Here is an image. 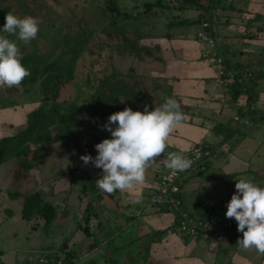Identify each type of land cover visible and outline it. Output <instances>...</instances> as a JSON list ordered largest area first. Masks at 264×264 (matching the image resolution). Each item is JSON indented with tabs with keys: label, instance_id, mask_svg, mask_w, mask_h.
<instances>
[{
	"label": "rangeland",
	"instance_id": "1",
	"mask_svg": "<svg viewBox=\"0 0 264 264\" xmlns=\"http://www.w3.org/2000/svg\"><path fill=\"white\" fill-rule=\"evenodd\" d=\"M42 1V0H41ZM112 0H45L42 2V4H45V7L40 6L41 2H36V0H0V29L1 25L5 24V16L7 13L11 12L14 15L23 18L25 16H32L37 19L38 25H39V33L37 35V38L32 40L30 44L23 46L21 42L17 40L15 36H10V40L15 41L20 50H24V54H28V61L32 62L35 61V64L40 67V76H42L41 81H45L48 83L49 90L46 91L44 88V94L42 96H39V99L41 101V105L39 106L41 111L37 112L36 121H33L34 119L30 118L29 125H34L31 128H27L23 131V134L17 135V137L13 138V140H9L10 142L7 143V149L5 152L3 151V155L1 157V162L4 157L5 161L11 157L17 156L20 159H22L24 164L26 162H29L26 158L27 155L23 151L19 152L17 145V139L20 138L21 144L20 146H23L24 149L30 146V142L32 139L36 140L37 136V143L42 141L43 145V151L42 156L38 153L39 157L37 158L39 165L43 166V170L49 169L53 165V162H55V165H57V175L56 173H53L55 175L54 181L50 182V185H47L43 190L38 191L37 194L32 196H26L24 203L29 204L28 201L32 200L33 203H37V201H40L39 204L34 205L32 208H29L32 213L34 212V209L42 208V205L51 206L53 208L54 213H56V218L49 224H45L44 227L46 229L42 232L40 231V226L42 225L41 219L45 217L42 216V214L38 211L34 212L31 216V221L29 220V229L32 227L36 229L38 232H40V238L37 239L35 237V234H32L31 236L27 234V240L22 236L23 230L20 231V237L18 238V244L19 246L16 248L17 250L21 251L22 248L27 244L29 245L32 237H34L37 241H40L44 244V248L40 251H42L43 258L45 259V254L47 251H51L54 249H58L61 247L66 246V249L70 253H76L79 252L80 249L83 246V241L85 240L83 236L80 235L78 231H75L74 229H66L64 227V220L67 217L68 207H66L69 202H67L64 198H60V187L55 184V180L58 182L59 178H67L72 179L71 177V171L70 167L67 166L68 157H70V151L67 150L68 148L66 146H71L70 150L73 148L76 150H81L84 145H88L87 141H82L76 139L75 136L70 135L65 137V132L71 133L74 132L76 135L79 132V130H75V126H77V122L81 120V117L87 116L89 118L92 114H98L97 112L93 111V108L95 109L94 102H90V100L93 98L98 99L99 103L103 106L102 111H104L107 116H110L111 114L115 113V109L119 108L117 106L119 99V102L122 100V97L125 96V94H130L129 97L131 99V93L134 105H137L135 103H147L146 99H141L140 96V89L142 86L140 84L134 83L136 80V76L141 73L139 72V69L141 67V64H157L161 65V59L157 55V51L159 48H144L141 51V57L138 59H134L127 54H125L123 51L129 52V50H125L121 48V37L122 34H128L129 36L131 32L134 30H137L136 23L137 22H145L147 23L148 27L153 26L156 28V32L161 34L162 36H165L166 34L174 35L175 32L179 31L183 33L184 35L188 36L190 31L192 29L198 30V23L197 17L198 14L196 11H189L186 13L183 18L187 20L186 25H179L178 20L181 17V13L176 10H162L159 7H155L150 12L146 13V11H143V4L147 2H152L155 0H117V4L115 3L116 0H114V3H111ZM86 2V5H92L91 10H95L96 12L92 11V14L89 16L78 14V11L75 12L73 9L74 7L81 6L80 3ZM99 2H102V4H105V10L102 9V12L100 13L99 9L97 10V7H95L93 4H97ZM166 3H169L170 7H175L176 3L174 0H165ZM67 6L72 8L70 10L62 9L61 6ZM112 5L114 11L110 9V6ZM214 8L219 9V16H221V19H223L226 15H228V12L226 11V7L223 3H220L219 5L215 4ZM48 10L47 13H44ZM25 11V12H24ZM43 11V12H42ZM125 13L124 20L122 18V13ZM43 13V14H42ZM133 13V14H132ZM132 16L135 18L134 26L127 25L128 22H130V19H127ZM119 16L116 19L115 22L109 23L107 19ZM218 16V17H219ZM239 17V16H237ZM86 20V21H85ZM237 19H235L236 21ZM87 23H85V22ZM120 21L122 22V25H120ZM169 21H173L175 23L172 24V26H168ZM239 21V20H238ZM106 27L100 28V23L105 24L107 23ZM99 23V24H98ZM130 24V23H129ZM99 25V26H98ZM109 27V29H108ZM191 27V28H190ZM226 28V26H224ZM231 29V28H230ZM227 30V29H226ZM226 30H223L225 32ZM228 34V33H225ZM235 34V32H234ZM234 34H231L230 37H233ZM0 35L8 36L7 33H0ZM179 35V34H178ZM229 36V35H228ZM109 41L110 44H109ZM108 43L107 47L102 46L104 43ZM32 44V45H31ZM58 47H61V52L57 55V52L59 49ZM108 51H107V50ZM106 50V51H105ZM258 50V49H257ZM121 51V52H118ZM22 52V51H21ZM124 54H120V53ZM253 52H247L244 53V55L239 56L235 55V57H228V60L233 63L234 65H237L239 68H245L248 67L254 74L256 78L252 79V89L250 90V94L252 97V102L254 106L256 107V114H258V117L252 119V125H243V123L233 122L232 125H240L239 128L236 131L234 127L228 124L229 121H225V126L228 127L230 130L229 133L231 134V137H227V141L223 142L221 144L222 147L226 146L229 149L233 150V153L235 154V162L236 161L247 163V165L250 168L249 174L246 173L244 176L241 177V179L244 180H250L253 183L259 185L260 187H264V177L261 175V168H264V142H252L250 143V146L253 151H246V140L249 139L250 134L254 135L253 132L257 133L260 132L262 134V138L264 139V101L262 97H264V74L263 70L260 72V68H262V60L258 61L253 57V54H250ZM54 54V55H53ZM100 54V56H98ZM119 55V57H118ZM229 55V54H228ZM56 57V59H54ZM138 62V63H137ZM116 67V69H115ZM134 68V73H131V70ZM156 70L161 71L159 69V66H151L150 68H143V74L142 76L146 75H152L156 76V78H159V74H156L155 72H151L150 70ZM36 70V69H35ZM113 70V73H112ZM150 71V72H148ZM93 72L96 75V77H93ZM147 72V73H146ZM123 73L124 78L120 77ZM34 75V73H31ZM31 74L29 77H31ZM131 75V76H130ZM135 76V77H134ZM52 78V79H50ZM122 78V79H121ZM90 83L87 87L86 85ZM149 85H146V87L149 90H154V87H152V83H155V80L149 79L148 80ZM98 86V87H97ZM23 87H30L29 90L32 89V85L29 84V82L22 84L18 89L23 90ZM97 87V88H96ZM91 88V90H90ZM110 89L112 92H108L107 90ZM4 88H0V97L4 95L2 91ZM51 90V91H50ZM143 90V89H141ZM127 92V93H126ZM37 98V95H35ZM4 100H9L13 103L12 106H15V102L18 101H25L26 99H32L33 95L29 93V95H25L23 93L21 94H15L13 96L10 95H4ZM155 97V95H154ZM246 97V96H245ZM128 98V99H129ZM158 98V97H157ZM157 98L152 99L151 101L158 102ZM247 98V97H246ZM121 99V100H120ZM130 103V108L134 105ZM229 103V102H228ZM243 104V103H242ZM232 108H229L231 111ZM111 110H114L112 112ZM225 110V109H224ZM108 112V113H107ZM254 113V112H253ZM99 115H102V113H99ZM251 112V116H252ZM241 116V115H240ZM84 118H82V121ZM232 120V118H231ZM233 121V120H232ZM71 123L70 128H66L65 125L68 123ZM52 124V126H51ZM73 125V126H72ZM54 128V130H61L62 139L58 140L60 141L58 143L57 139H51L47 138L46 140L43 139V134H46L48 132V129ZM80 128V127H79ZM59 131V130H58ZM54 132V131H53ZM51 132L50 134H52ZM226 133V132H225ZM56 134V133H55ZM22 137H19L21 136ZM40 136V137H39ZM26 138L28 141H25L24 138ZM254 139V138H252ZM55 140V142H53ZM25 142H28L25 145ZM56 143V144H54ZM39 144V143H38ZM62 144V146H61ZM242 144V146L239 147V145ZM60 145V146H59ZM66 145V146H65ZM58 147H61L58 149ZM57 148V149H56ZM56 149V152L54 151ZM218 149L215 148V154ZM13 152V153H11ZM170 152H176L175 150H169ZM166 152V155H168ZM59 154L62 155L63 160L59 158ZM25 158H24V157ZM215 155L208 157L207 160H213V157ZM29 157V156H28ZM51 158V159H50ZM218 160H223L226 158V160H230V158L227 156V153L223 155L218 156ZM19 159V160H20ZM50 159V160H48ZM240 159V160H239ZM233 160V159H231ZM230 160V161H231ZM233 162V161H232ZM4 163V162H3ZM2 163V164H3ZM214 163V161H212ZM242 165V164H241ZM211 167L212 164L210 165ZM243 166V165H242ZM59 168L63 169V172L60 173L58 170ZM3 169H6L3 167ZM73 169V168H72ZM153 171H154V177L153 179L152 175H145V182L148 183V186L143 189L141 196L138 197H130V196H123L121 198L122 202H130V205H133V207H137L140 210H144L147 207L148 200L152 194L153 189H150V187L157 186L158 181L160 179V176L165 174L168 169L165 167L164 164H158L155 163L153 165ZM46 174V173H45ZM75 174H79L77 171H75ZM79 177V176H77ZM199 177V176H198ZM207 177L208 180H212L214 178L217 179V182L221 184L219 188H216L219 190V192L225 191V185L226 183H229V179H221L217 178L213 174V172L210 170L206 175H204L202 178L198 180H205ZM197 181V177L192 180L191 183H189L188 186L184 187L185 191H189L185 194V203L186 207L189 211L195 212V209L198 208L199 200L195 199V192L194 190L190 191L187 190L191 188L192 183L195 184ZM96 186H91L92 191L95 189ZM189 187V188H188ZM58 188V189H57ZM80 188L78 190L79 194ZM209 192L212 194L213 192L210 190H207L206 194L208 196ZM71 193V192H70ZM75 194V192H74ZM72 194V196L74 195ZM85 194H89V192H85ZM198 194V193H197ZM71 196V197H72ZM82 196L85 197L84 194ZM21 198V197H20ZM216 199V198H214ZM198 200V202H196ZM217 201V200H215ZM218 202L220 203V198H218ZM33 205V204H32ZM73 205V206H72ZM201 205V204H200ZM205 204H202L204 206ZM31 207V206H30ZM71 208H75V203L71 204ZM149 210L152 208L148 207ZM186 209V210H187ZM155 210V209H152ZM187 210V211H188ZM42 212V211H41ZM37 214V215H36ZM76 215L78 213L76 212ZM195 215V214H194ZM221 215H225L224 212H221ZM197 217H201L200 215H195ZM212 216V215H210ZM58 217V218H57ZM77 217V216H76ZM157 219L154 220L153 226L161 227V226H168L169 230L167 231L168 234H176V237L181 238L180 230L174 223V216L171 214H157ZM76 218L73 217V222ZM142 220H136L135 224H133V227L128 230V234H131L129 237L136 236V230L138 226H143ZM30 223H32L30 225ZM14 225V224H13ZM6 226V225H3ZM74 226V223L72 225V228ZM149 227V226H148ZM133 229V230H132ZM150 230V228L148 229ZM151 230L147 233H149ZM227 232V231H225ZM224 232V235L227 233ZM127 234V235H128ZM242 238V236L235 237V239ZM161 237H158L156 240H160ZM194 239V238H192ZM154 238L152 239H141L140 238V244L138 245L140 249H146L148 248L149 251L154 250L155 245L160 243L163 244L162 241H156L154 242ZM163 240V239H162ZM10 241V240H9ZM164 241V240H163ZM203 241V242H202ZM209 241H212L211 238L208 240H201L198 241L197 244H193V242L190 239L185 240V254L188 256H201V255H208V246L207 244ZM15 242H12V245ZM155 245H154V244ZM237 240L232 241L230 244L231 246L228 248V250H236V254H240L243 257H247L252 264H260L261 260L264 255L258 253L254 249L250 250H242L240 247L236 245ZM11 245V244H9ZM5 247V246H4ZM49 247V248H46ZM224 248L226 249L225 245ZM110 250V246L108 248V251ZM135 249L131 248V250H128L129 254L135 253ZM53 252V251H52ZM49 252V253H52ZM178 252H175L177 254ZM53 254V253H52ZM19 257L23 258L24 256ZM106 258L108 260V255H106ZM233 260V254H226L225 250L222 249L217 254V258H214L213 264H231ZM21 261H28L27 259H23ZM62 260H59V263ZM109 263V262H107ZM24 264H43V263H32V261L24 262Z\"/></svg>",
	"mask_w": 264,
	"mask_h": 264
},
{
	"label": "crops",
	"instance_id": "2",
	"mask_svg": "<svg viewBox=\"0 0 264 264\" xmlns=\"http://www.w3.org/2000/svg\"><path fill=\"white\" fill-rule=\"evenodd\" d=\"M224 6L226 7L225 9L228 12V15H226L223 19H221V16L215 18L211 25L212 35L217 44V51L225 59L229 68L238 72L248 70L252 73V79H254L256 77L248 67L239 68L237 65L231 63L228 60V57H235L236 54L242 57L244 53L253 52L250 54H253V57L256 60L261 61V59H263L260 72L264 70V0H224ZM189 11H196L198 14L196 21L198 23V30L192 29L188 36L179 32L180 30L175 32L174 35L166 34L165 36H162L156 32L155 27L150 26V28H147L150 30V34L152 36L145 37L142 41H140L141 46L139 47H145L146 49L159 48L157 55L155 56H158L161 59V65H158L159 63L152 65L153 67L159 66L161 71L153 69L150 70L151 72L159 74V78L147 75V81L144 80L142 82H135L136 84H140L142 86L141 89L143 90L140 89V98L146 99L147 103L139 102L137 105H134V103H132V93L131 99L127 97V95L129 96L130 94H125V96L122 97V100L120 99V102L119 99L117 100L119 105L117 107L119 108H116L115 112L122 111L125 108H130V103L134 105L131 107L133 111L143 112L145 110V106H147L148 110L151 111L154 110L155 107L162 105L167 98L175 99L179 103L181 112L183 113V121L171 132L166 141L167 147L164 154L145 170V175H152L153 179H155L153 165L155 163L164 164V160L167 158L166 152L168 153L171 149L186 156L190 154L192 149L198 143L208 144V146L212 148L213 152H215L214 149L217 148L218 153H212V156L215 155L213 160H206L207 164L203 162V169H200L198 166L189 168L188 173L182 177L180 185V199L182 207L186 212L192 215L208 216L216 215V213H218L216 216L220 219L237 223L234 218L229 219L226 218V215H221V212H224V214L226 213L227 204L230 202L231 196L236 191L235 184L246 173L249 174L250 168L246 162L242 163L236 161L241 163L243 166L241 164L234 163L236 159L233 150L227 148L226 146H221L223 142L227 141V138L224 139L225 135L229 134L231 137V134L229 133L230 130L228 129V127H230L229 125L235 128L233 131H236L240 125H232L233 121L231 120V116L235 109L232 108L230 111L229 109L224 110V108L221 107L222 99H225L226 95H231V90H229V92L228 89L224 90L223 87L215 85V70L200 58L199 44L196 39V35L200 30V22L198 21L199 17L202 18L203 15H205L204 9H192L185 7L184 10L178 11L181 13L178 23L179 25L187 24V20L184 19L183 16ZM235 19L237 20L235 21ZM169 23L175 22L169 21ZM224 26H226V28H224ZM1 28H3V25H1ZM223 30L226 31L223 32ZM231 34H234L233 37H230ZM7 37L9 39L11 38L9 35ZM128 39L129 38H127V40ZM23 46L26 45L23 44ZM20 51H22L21 63L30 71V74L34 72L37 76V81L33 84L31 82V78L28 76L24 79L22 84L29 82V84L32 85L31 90H29L30 87H23L21 92L18 88H4L2 91L4 95L10 96L21 93L25 95H29L30 93L33 95L32 99L15 102V106H12L13 103L10 99L4 100V95L0 97V144L3 143L4 152L8 147L7 143L17 137V135L23 134V131L30 126L29 120L31 116L38 112L39 106L41 105L38 93L42 88V76H40L39 70L40 67L35 64L36 60L32 62L28 61V54H24L25 51L23 49ZM123 52L130 56L126 51ZM123 52L120 54H124ZM149 79L155 80V83H152V87H154V90H151L152 92L148 89L149 87H146V85H149ZM251 80L247 81L245 85L246 89H252ZM35 91L38 93L37 98L35 96ZM246 96L248 97V94ZM154 98H157L158 102H156V100L152 102L151 100ZM262 99L264 101V97H262ZM250 104L253 106V115L251 116V119L250 116L248 117L251 121L248 126L252 125L253 117H258V114H256V107L253 102ZM245 110V107H242L241 110L239 109L241 121L238 123H242V121L247 118L249 113L244 114ZM225 121H229V125H227L228 127L225 126ZM243 125L246 124L243 123ZM255 132H253L254 135L250 134L249 139L246 140V151L254 150L250 146V143L253 141L255 143L264 142V139L261 137L262 134L260 132ZM19 137H22V135ZM37 139V136L36 140L32 139L30 146L26 149H24L23 146H20L21 144H24L21 143L24 141H21L20 138L16 141L17 145H19L18 151H23L25 155H27L26 158L29 162L24 164V161L19 157L17 158V156L11 157L6 161L3 157L2 162L0 161V264H18L29 261H32V263H40V260H43L41 258H43L44 255H42L43 252L40 250L44 248V244L37 241L34 237H32L29 245L27 244L24 247H20L22 248L21 251L16 249L19 246L18 238L20 237L21 230H23L22 236L25 241L27 240V234L30 236L35 234L37 239L40 238V232L33 227L32 229L28 228L29 220L31 221V219H25L22 216L25 204L24 201L25 198H27L26 196L35 195L41 190L43 193V189L47 185H50L51 181H54L55 175H53V173H56V175L58 173L55 162H53V165H50L51 167L46 170H43L44 165H39L37 158L39 157L38 153L42 156L43 145L42 141L38 142V144ZM24 140L29 142L26 138H24ZM28 142H25V145ZM240 146H242V144H240L239 147ZM56 149L54 150L55 152ZM226 153L230 160H233H226V158L218 160L219 155L224 156ZM61 160H63V158ZM212 161H214V163H212ZM211 164L213 167L210 166ZM3 167L6 169H3ZM209 170L210 172L212 171L217 178H226L230 180L229 183L224 184L226 188L225 191L219 192V190L216 189L223 183L221 182L219 184L216 178L208 180L206 177L205 180H198L200 177L202 178L206 175ZM58 171L62 173L63 169H59ZM260 171L262 173L261 175L264 177V168H261ZM196 177L197 181L195 184L192 183L191 188L188 187L189 189H187L190 191L194 190V192L196 191L195 199L199 200L198 208L195 209V212H191L187 209L184 200L185 194L189 191H185L184 187L188 186L189 183H191ZM55 184L57 185L56 180ZM147 186L148 183L144 181L142 184L136 185L132 190L124 192L117 191L110 195H116L115 198L123 205L122 207L124 208V212H128L132 216L134 215L133 220L143 221L142 224L145 232L148 233L151 230L149 234L152 238L156 240L158 237H161L160 240L156 241H162L164 242L163 244H161V242L156 245L153 243L155 245V248H153L154 250H152L154 257L157 259H163L166 264H213L215 263L214 258H217V254L224 249L226 254H233L231 264H252L247 257L236 254V250H228L231 246L230 243L237 240L235 237L243 235L237 231V228L226 230L227 232L224 231L227 233L226 235L222 232L212 236V241H209L207 244L209 252L207 256L201 255L194 257L185 254V240L190 239L194 245L197 244L198 241L201 242V240L186 238L182 235L181 238H179L176 237V234L167 233L169 230L168 226H153L154 220L157 219L155 218L156 215L165 213L152 209L149 210V203H147V207L144 210H140L139 208L130 205V202L128 201H121V198L126 195L130 197L141 196L143 189ZM155 188L156 186L150 187V189L153 190H155ZM78 190L79 188L76 190L77 193ZM207 190H210L213 193L211 194L209 192L207 196ZM57 191H59V189ZM77 193L71 197V202L69 201V208L71 211L67 213V217L63 224L66 229H74L82 236L80 232L82 223L76 221L75 219L73 222V217L75 218L76 213H74L75 209L71 208V204L75 203L74 200ZM77 195L82 198V195ZM218 198H220V203L218 202ZM198 200H196V202H198ZM39 203L40 201H37L36 204ZM202 204L205 205L202 206ZM43 206L44 204L42 207ZM55 218L56 213H54L53 220ZM41 223L42 225L40 226V231L43 232L46 229V227H44L45 222L43 218L41 219ZM73 223L74 226L72 228ZM174 223H176V221ZM31 224L32 223H30V225ZM149 228L150 230H148ZM13 241L15 243L12 245ZM224 245L226 249L224 248ZM58 250L59 248L44 253L46 256L45 259L54 258ZM49 252H52L53 254ZM66 252L69 251L66 249ZM175 252L178 253L175 254ZM19 255L24 257L21 258ZM23 259H27L28 261H21ZM260 264H264V256Z\"/></svg>",
	"mask_w": 264,
	"mask_h": 264
},
{
	"label": "clouds",
	"instance_id": "3",
	"mask_svg": "<svg viewBox=\"0 0 264 264\" xmlns=\"http://www.w3.org/2000/svg\"><path fill=\"white\" fill-rule=\"evenodd\" d=\"M39 31L36 18H20L11 12L6 14L5 24L0 29V32L15 36L24 45L36 39ZM21 59L18 44L0 35V88H19L30 75ZM229 108L235 109L240 115L239 109L242 107H236L231 102ZM245 113L248 114L249 109ZM246 119L251 123L248 115ZM182 121L180 105L172 98H167L162 105L151 111L145 106L143 112L125 108L111 114L107 122L100 126V130L109 132L111 138L94 145L97 151L95 157L90 154L80 157L85 166L91 164L102 170L101 178L96 180V188L112 194L129 191L142 184L145 170L164 154L167 138ZM192 163L191 159L177 152L168 153L164 160L165 167L174 175L187 171ZM235 189L225 215L226 218L237 221V231L243 234L242 238L237 239L236 245L242 250L254 249L264 255V187L250 180L240 179L235 184Z\"/></svg>",
	"mask_w": 264,
	"mask_h": 264
},
{
	"label": "flooded vegetation",
	"instance_id": "4",
	"mask_svg": "<svg viewBox=\"0 0 264 264\" xmlns=\"http://www.w3.org/2000/svg\"><path fill=\"white\" fill-rule=\"evenodd\" d=\"M44 1L45 0L42 1L36 0V2H41L38 8H40L41 6L45 7V4L44 3L42 4V2ZM113 1L114 0H112L111 3H114ZM115 3L117 4V0L115 1ZM80 4L81 6L79 7L75 6L73 9L75 12L78 11V14L89 16L90 14H92V11L96 12L95 10H91L93 8L92 5H88V4L86 5V2H82ZM93 5L97 7V10L99 9L100 13L102 12V9L105 10V4H102V2L100 3L98 2L97 4H93ZM109 6L111 10L114 9L112 5ZM61 7L62 9L70 10V11L72 9L65 5ZM47 12L48 10L44 13ZM124 13L126 12L122 13V17L119 16L112 17L107 19V21L109 23L115 22L116 21L115 18L117 17L123 19ZM108 22L105 24H101V23L98 24L100 25L101 28V25L102 27H106ZM120 25H122L121 21H120ZM127 25H129V22L127 23ZM125 41L126 38L122 36L119 44L121 42L124 43ZM110 42L111 41H109V44ZM123 43L120 45L122 49H124ZM107 44L108 43L105 42L102 46L107 47ZM57 49H59L57 52L59 54V52H61V47H58ZM127 49L129 50V52L127 51L126 52L130 55V57L134 59H138L141 57V51L143 48L141 49L138 44H133L131 47ZM98 56H100V54H98ZM132 70L133 71H131V73L132 72L134 73V68ZM139 72L141 73H139L136 76V80L134 81V83L136 81H140V82L144 80L147 81L146 79L147 75L145 77L142 76L143 68L141 70L139 69ZM263 74H264V70H263ZM93 77L94 78L96 77L94 72H93ZM120 77L124 78L123 73ZM87 87L90 86L87 85ZM107 91L112 92L113 90L110 91V89H108ZM150 92L152 91L150 90ZM132 94H134V92H132ZM90 102H94V104H90V105H94L95 109L93 108V111L97 112L98 114H92L89 118H87V116L81 117V120L77 122L76 124L77 126H75L74 128L75 130H79L80 132L77 135L74 132L71 133L65 132V137L73 135L78 140H82V141L86 140L88 145L83 144L81 150L74 149L73 151L70 150L71 146L68 145L67 150L70 151L69 153L70 157H68L66 167L71 168L70 171L73 180L70 178L69 179L60 178L59 181L57 182V186L58 188L60 187L59 190L61 194L59 195V197L64 198L67 202L71 200V196L72 194H74V192L76 193L77 188H80L79 191L80 195L83 194L82 191L89 192L90 194V195L85 194V197L82 196V198H80L76 194L74 200L75 208H76L74 213L76 212L78 213V215H76L77 217L75 216V218L76 221L82 223L81 225L82 228L80 229V232L85 240L83 241V246L79 252L76 253L74 252L73 254L71 253V257H69L68 260L64 262L61 261L58 264H166V262L163 259H157L156 257H154L153 252L149 251L148 248L146 249L139 248L138 245L140 244V238L152 239V236L148 235L145 232L144 227L138 226L136 230V236L129 237L131 234H128V230L133 227V224H135V220H133L134 215L132 216L128 212L126 213L124 212V208L122 207L123 205L119 202L118 199L115 198L116 195H110L108 193L98 190L96 187L92 191L91 186L93 185L95 186L96 180L101 178L102 170L93 167L91 164L85 166L81 161L80 157L82 155H88V154L95 157L97 155V151L94 148V145L100 143L103 139L106 138L110 139L111 134L107 131L100 130V126L105 124L109 117L107 116V114L104 113V111H102L103 106L101 105V103H99L98 99L94 101V99L92 98ZM245 108L246 111L247 109H249L248 117L250 116L251 119V112L253 111V106L250 103L246 102ZM38 111L41 110L39 109ZM111 111L114 112V110ZM99 113H102V115H99ZM82 118H84L83 119L84 121H82ZM65 127L70 128L71 123L69 122L68 124L65 125ZM58 130L56 131L54 130V128L48 129V132L46 134H43V139L46 140L47 138H51V139H57V141L62 139V134H60L61 130L60 129ZM51 132L53 133L50 134ZM53 142H55V140H53ZM59 142L60 141H58V143ZM58 148L60 149L61 147ZM59 158L62 159L61 154H59ZM75 171H77L79 174L78 175L75 174ZM66 207H68V209L66 208V210L69 213L71 211V209L69 208V204H67ZM103 224H105L106 227ZM86 230L87 232H85ZM109 246H110V250L108 251ZM131 248H134L136 250L135 253L133 254L128 253V250H131ZM106 255H108V260L106 258Z\"/></svg>",
	"mask_w": 264,
	"mask_h": 264
},
{
	"label": "built area",
	"instance_id": "5",
	"mask_svg": "<svg viewBox=\"0 0 264 264\" xmlns=\"http://www.w3.org/2000/svg\"><path fill=\"white\" fill-rule=\"evenodd\" d=\"M213 12L215 18L219 16V9H215ZM214 20L215 19H213V21ZM211 25L212 22L202 21L200 30L196 35L199 44L200 58L215 70V85L223 87L224 90L228 89V91L230 90L232 82L240 86V92L237 98L234 99L232 94L226 95V98L222 99L221 107L229 109L230 103L234 102L236 107L241 108L245 106V85L248 80L253 78V75L250 71L238 72L229 68L225 59L217 51V44L211 32ZM231 118L233 122L241 121V116L236 111H234ZM242 123L246 125L249 124L247 119H244ZM210 148L211 147L206 143H198L190 154L186 155L188 159L193 161L190 168L198 166L200 169H203V162H205L208 157L212 156ZM187 173L188 170L174 175L168 169L165 174L161 175L154 190V195L151 196L148 207L156 210L164 209L167 214L173 215L174 222L176 221L175 224L180 230V235L187 238L208 240L212 236L222 233L225 230L237 228V223L232 221L222 220L214 215L197 217L186 212L182 208L180 185L182 177ZM40 262L43 264H52L53 260H40Z\"/></svg>",
	"mask_w": 264,
	"mask_h": 264
},
{
	"label": "trees",
	"instance_id": "6",
	"mask_svg": "<svg viewBox=\"0 0 264 264\" xmlns=\"http://www.w3.org/2000/svg\"><path fill=\"white\" fill-rule=\"evenodd\" d=\"M174 2L176 3V6L175 7H170L169 6V3H166L165 0H155V1H152V2H147V3L143 4V11H146V13H148L151 10H153L155 7H159L162 10H171V11H173V10L182 11V10H184L185 7L192 8V9L193 8H199V9L201 8V9H204V12H205V15H203L202 18L199 17V20L198 21L201 24L202 21L213 22V19H215V15H214V12L213 11L215 9H217V8H214L215 4H217V5H219L220 3H223L224 4V0H174ZM124 17H125V13L123 14V19H124ZM127 19H130L129 26H132L133 27L134 26V23L136 22L135 21V18H133L132 16L129 17V15H128V18ZM136 24H137L136 27L138 26V24H140V25L137 27V30H134L133 32L130 31V33H129V34H131L130 36L128 34H122V36H124L126 38V41L123 43V46H125V50H127V48L131 47L133 44H138L139 46H141L140 41H142L145 37H148V36L151 37L152 36L150 34V30L147 29V27H148L147 23H145V22L142 21V22H137ZM172 24L173 23H169L168 26L171 27ZM127 38H130V39L127 41ZM115 69H116V67H115ZM131 71H133V70H131ZM246 71H248V70H246ZM112 73H113V70H112ZM30 78H31V82L33 84H35L36 81H37V76L35 74L34 75L31 74V77ZM50 79H52V78H50ZM89 84L90 83L88 82L87 85H89ZM41 87L42 88L38 92L39 93V96L40 95L42 96V94H44V91H43L44 88H45L46 91L49 90L48 83H46L45 81L42 82ZM230 90L232 92V96L236 98L238 96L239 92H240V86L237 83L232 82L231 85H230ZM250 90H251L250 88H247L245 90V92L248 94V98H247V102L248 103H252V97H251V94L249 93ZM35 93H36L35 95H38L37 91H35ZM95 100H96V98H94V101ZM36 114L37 113H34L31 116V118L34 119L33 121H36ZM33 126L34 125H31L30 124V126L28 127V129L31 128V127H33ZM228 136H229V134L225 135L224 136V139L227 138ZM61 146H62V144H61ZM66 147H68V146H66ZM71 150L73 151V148ZM214 151H215V149H214ZM212 153H214V152H212ZM2 155H3V143L0 144V160H1ZM204 163L207 164L206 162H204ZM154 192L155 191L153 190V194L151 196L154 195ZM82 193L85 195V192L84 191H82ZM151 196L149 197L148 203L151 200ZM28 202H29V204H26L27 203L26 202L24 204V207H23V211H22L23 218L30 219L31 216L33 215V213L36 212V211H38L39 214L40 213L42 214V216L45 215V217H44L45 224L46 223L47 224L51 223V221L54 218V210H53V208H51V206L49 207L47 205H44L42 208L34 209V212L32 213V211H30L29 208H32L36 204L33 203L32 200H30ZM157 211H160L161 213L167 214V212L164 209L163 210L162 209H159ZM217 214L218 213H216V215ZM216 215H214V216H216ZM208 216H210V215H208ZM203 217H207V216H203ZM85 232H87V230ZM183 237H185V236H183ZM69 257H71V253L66 252V246H64V247L59 248V250L55 254L54 258H49V259L46 258V259H43V260H47V261L53 260V263L52 264H58V261L59 260H62V262H64V261L68 260ZM18 264H24V263H18Z\"/></svg>",
	"mask_w": 264,
	"mask_h": 264
},
{
	"label": "water",
	"instance_id": "7",
	"mask_svg": "<svg viewBox=\"0 0 264 264\" xmlns=\"http://www.w3.org/2000/svg\"><path fill=\"white\" fill-rule=\"evenodd\" d=\"M154 65H156V63L154 64ZM151 66H153L152 64L150 65V64H141V67H140V70L142 69V68H150ZM104 226H105V224H103ZM106 227V226H105Z\"/></svg>",
	"mask_w": 264,
	"mask_h": 264
}]
</instances>
